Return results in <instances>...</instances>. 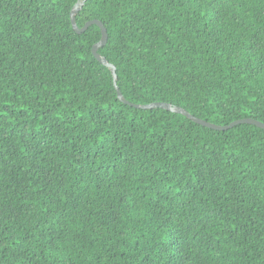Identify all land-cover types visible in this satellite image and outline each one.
<instances>
[{
	"label": "trees",
	"instance_id": "trees-1",
	"mask_svg": "<svg viewBox=\"0 0 264 264\" xmlns=\"http://www.w3.org/2000/svg\"><path fill=\"white\" fill-rule=\"evenodd\" d=\"M79 0H0V264H264V129L121 102ZM123 97L264 123V0H85Z\"/></svg>",
	"mask_w": 264,
	"mask_h": 264
},
{
	"label": "water",
	"instance_id": "water-1",
	"mask_svg": "<svg viewBox=\"0 0 264 264\" xmlns=\"http://www.w3.org/2000/svg\"><path fill=\"white\" fill-rule=\"evenodd\" d=\"M84 1L85 0H79L72 7V9L70 11L71 25H72V27L76 33H82L91 24H96L97 26H99L100 32H101L100 39L92 46L91 52L98 62L102 63L103 65L108 67V69L110 70V72L112 74V78H113V84H114L115 90L117 92V97L121 102L126 103L130 106H133L135 108H142V109L163 108V109H166V110L174 112V113H179V114L185 115L187 118L191 119L192 121H194L198 124H201L203 126H207V127L213 128V129H218V130H224V129L233 127L239 123H250V124L256 125V126L264 129V123L260 122L256 119H253V118L238 119V120L232 121L228 125H216V124L210 123L208 121H205L203 119H200L198 117L193 116L192 114H190L188 111H186L184 108H182L180 106L172 105V104L167 103V102H161V101L158 102L157 101V102H151V103H147V104H135V103H131V102L127 101L123 97V95L121 94V92H120V90L116 84L117 76L115 73L114 65L109 63L106 60V58L103 57L98 52V49L100 47H102L103 45H105V43H106V40H107L106 28L102 25V23L99 20H96V19L87 21L82 27H79L76 24V19H75L76 13L81 9Z\"/></svg>",
	"mask_w": 264,
	"mask_h": 264
}]
</instances>
